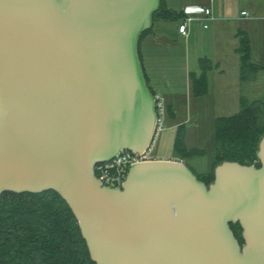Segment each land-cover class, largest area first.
<instances>
[{"label":"water","instance_id":"1","mask_svg":"<svg viewBox=\"0 0 264 264\" xmlns=\"http://www.w3.org/2000/svg\"><path fill=\"white\" fill-rule=\"evenodd\" d=\"M160 4L0 0V196L56 193L94 264H264V135L258 168L222 161L208 185L171 159L130 166L117 188L94 174L151 149L138 44Z\"/></svg>","mask_w":264,"mask_h":264},{"label":"trees","instance_id":"2","mask_svg":"<svg viewBox=\"0 0 264 264\" xmlns=\"http://www.w3.org/2000/svg\"><path fill=\"white\" fill-rule=\"evenodd\" d=\"M177 16L161 0L160 8L153 14V20H172ZM150 30L151 28L141 37ZM237 38L240 79L242 82L253 81L261 68L250 60L247 35L240 31ZM202 63L211 67L208 60H202ZM192 83L197 90L195 96L206 93L205 72L198 78L193 77ZM241 101L242 108L237 114L218 118L215 122L216 160L210 173L202 179L197 177L205 185L213 180V168L222 161L259 167V164H255V154L259 139L264 135V103H247L244 99ZM184 136V126L178 127L173 144L175 150L184 157L202 155L200 150L186 149ZM230 228L238 243L242 244L239 225L234 224ZM0 264L94 263L89 258L77 222L65 202L53 191H46L39 194L6 192L0 196Z\"/></svg>","mask_w":264,"mask_h":264},{"label":"rangeland","instance_id":"3","mask_svg":"<svg viewBox=\"0 0 264 264\" xmlns=\"http://www.w3.org/2000/svg\"><path fill=\"white\" fill-rule=\"evenodd\" d=\"M169 5L173 8L182 9L186 3L190 0H167ZM194 1V0H193ZM202 4L208 5L210 0H195ZM194 1V2H195ZM246 4H240L237 0H214V8L218 12L226 10L232 12L234 15H238L239 11L246 10L253 15V4L256 9H264V0H255L248 2L242 0ZM236 21H230L229 24L225 23L231 30L243 29V27ZM247 23V22H246ZM208 24V23H207ZM208 26V25H207ZM255 28L254 33V53L252 55V62H256L259 65H264V61L259 62L264 58V24L258 23L253 26ZM228 29V30H229ZM210 30L204 31L199 28V32L192 40L190 51V71L194 73L207 72L208 78V93L201 98H194L196 94V87L191 88V96L187 98L184 94L178 96L174 100L176 107V120H172L169 116L167 109L163 117L162 129L151 145L150 156L153 159L162 158H180V152H177L173 146L175 140L176 127L171 125L187 120L184 126V145L188 150H200L202 155L193 157H184L182 155V162L186 164L189 169L196 175V177L202 179L211 172L212 166L216 160V148L214 140V126L218 118L229 117L237 114L242 108L243 98L247 103L254 101H260L264 103V73H260L256 76L251 83H242L236 85L237 78H232V63L229 59L230 55L227 52L220 54L216 49L212 48ZM226 40L229 41L228 34ZM218 58L222 64L226 66V76H219L215 72L216 65L210 69L206 64H203L201 58ZM200 60V62H199ZM205 60V59H203ZM226 63V64H225ZM200 68V69H199ZM234 73V72H233ZM198 76V74H197ZM227 79L229 83L225 86V90L222 91L221 86L223 81ZM235 81V85L231 86V82Z\"/></svg>","mask_w":264,"mask_h":264},{"label":"crops","instance_id":"4","mask_svg":"<svg viewBox=\"0 0 264 264\" xmlns=\"http://www.w3.org/2000/svg\"><path fill=\"white\" fill-rule=\"evenodd\" d=\"M194 1L190 0L182 9L179 8L176 10L169 5L167 0H164L166 7L178 14V16L172 20L159 18L152 20L151 30L140 38L138 44L139 57L147 85L154 95L159 96L164 100L165 107L172 120H176L177 118L174 100H177L176 98L182 94H184V96L186 95L187 98L189 97L190 100L192 79L193 77L198 78L204 72L201 70L199 73L190 71L191 43L192 40L196 38L199 28H202L204 31L210 30L209 36L211 38L212 48L219 51V54L220 52H227L230 55L229 59L232 63V78L233 80L237 78L238 81L236 85L240 86L242 83H251V81L242 82L240 79V55L237 52L239 40L237 34L241 31L247 35L250 45V60L252 62L251 58L254 53L255 33V28L253 26L258 23L264 24V9H256L253 4L255 0H246L253 4V9L255 10L253 11V15L246 10L239 11L238 15H234L230 10L226 11L225 9L221 10L222 12H218L213 6L214 0H210L208 5L202 4L199 1ZM237 2L239 5L246 4L245 2H242V0H237ZM201 9H211L213 12V20L206 22V25H208L206 29L203 27V19L206 17L203 13H199ZM184 11L187 13H193L191 17L194 18V21L188 26L186 36H183L178 32V27L181 24ZM243 12H245L247 16H242L241 14ZM230 21L238 22L243 29H229L225 23L229 24ZM227 34L229 41L226 40ZM203 59L206 60L207 57ZM203 59L201 58L200 60L202 61ZM208 61H210V66L213 67V64L216 65L215 72L219 76H226V66L222 64L218 58L216 59L214 56H211L208 58ZM256 61L263 63L264 58ZM252 63L261 68L257 75L264 73L263 64L259 65L256 62ZM212 67H210V69ZM205 76L206 93L203 96H206L208 93L207 72H205ZM233 80L231 86L235 85V81ZM228 83L229 81H227V79L223 81L221 86L222 91L225 90V86ZM203 96H194V98H201ZM242 99L243 98H241V100ZM186 121L187 120H181L171 126L176 127L175 130H177L178 127L185 126ZM162 159L182 161L177 157ZM162 159L158 158L155 160Z\"/></svg>","mask_w":264,"mask_h":264},{"label":"built area","instance_id":"5","mask_svg":"<svg viewBox=\"0 0 264 264\" xmlns=\"http://www.w3.org/2000/svg\"><path fill=\"white\" fill-rule=\"evenodd\" d=\"M199 13H203L205 15L204 21V29L207 28L206 22L213 20V12L211 9H201ZM193 13H187L184 11L183 18L180 26L178 27V32L186 36L188 31V26L194 21V18L191 17ZM242 16H247L245 12L241 14ZM155 100V112L157 116L156 123V131L155 137L158 132L161 131L163 125V117L165 115L166 107L164 100L159 96H154ZM151 150V149H150ZM150 150L147 152L134 155L128 151H121L112 159L98 163L94 166V174L103 187L108 188H117L124 184L127 178L128 170L130 166L141 163L155 160L150 156Z\"/></svg>","mask_w":264,"mask_h":264},{"label":"flooded vegetation","instance_id":"6","mask_svg":"<svg viewBox=\"0 0 264 264\" xmlns=\"http://www.w3.org/2000/svg\"><path fill=\"white\" fill-rule=\"evenodd\" d=\"M255 164L257 165V164H258V162H256ZM240 232H241V230H240ZM240 245H242V244H240Z\"/></svg>","mask_w":264,"mask_h":264}]
</instances>
